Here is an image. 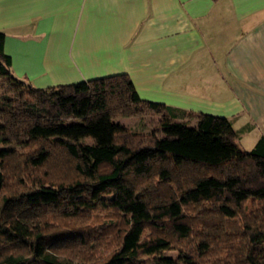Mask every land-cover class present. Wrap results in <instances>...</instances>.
Wrapping results in <instances>:
<instances>
[{
	"label": "trees",
	"instance_id": "trees-1",
	"mask_svg": "<svg viewBox=\"0 0 264 264\" xmlns=\"http://www.w3.org/2000/svg\"><path fill=\"white\" fill-rule=\"evenodd\" d=\"M4 42L0 264H264V137L241 150L230 119L142 100L126 74L36 88ZM150 113L161 135L115 122Z\"/></svg>",
	"mask_w": 264,
	"mask_h": 264
},
{
	"label": "crops",
	"instance_id": "crops-1",
	"mask_svg": "<svg viewBox=\"0 0 264 264\" xmlns=\"http://www.w3.org/2000/svg\"><path fill=\"white\" fill-rule=\"evenodd\" d=\"M0 32L36 88L126 74L142 100L230 119L242 150L264 137V0H0Z\"/></svg>",
	"mask_w": 264,
	"mask_h": 264
},
{
	"label": "rangeland",
	"instance_id": "rangeland-1",
	"mask_svg": "<svg viewBox=\"0 0 264 264\" xmlns=\"http://www.w3.org/2000/svg\"><path fill=\"white\" fill-rule=\"evenodd\" d=\"M165 121V117L162 115L150 113L146 117L139 119V118H130V119H118L115 122L124 126L127 130L133 133L143 134L145 136L151 135L153 132H157L158 135H161V125ZM251 141V142H250ZM84 142L86 144H94L96 143V139L92 136L85 138ZM252 143V136L248 134H244L241 136V140L238 142L239 149H249ZM2 147H8L3 145ZM11 149L18 150V148L14 145L9 146ZM22 147H19L21 149ZM249 151V150H248ZM21 153V152H20ZM170 252L171 256L175 259H179V254ZM183 262V261H181ZM153 263L152 261L150 262Z\"/></svg>",
	"mask_w": 264,
	"mask_h": 264
}]
</instances>
